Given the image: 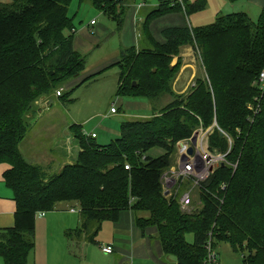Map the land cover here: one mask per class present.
Masks as SVG:
<instances>
[{"label":"trees","instance_id":"trees-1","mask_svg":"<svg viewBox=\"0 0 264 264\" xmlns=\"http://www.w3.org/2000/svg\"><path fill=\"white\" fill-rule=\"evenodd\" d=\"M71 1L0 3V166L7 167L1 178L16 208L14 227L0 230L1 264H28L37 215L63 203L73 204L81 216L79 228L65 235L76 243H94L103 222L131 212L139 228L157 230L164 255L176 264H204L209 239L214 250L226 243L244 253L243 264H264V98L258 107L254 85L264 70V8L256 22L237 13L219 16L209 26L167 28L159 43L148 30L152 21L178 11L189 16L207 3L157 0L145 18L138 48L123 51L114 65L117 94L154 103L149 117L123 122L120 135L103 146L71 126L77 155L47 175L23 158L19 146L29 122L44 108L39 104L49 107L53 92L84 70L72 36H64L66 29L73 31L67 17ZM84 1L107 16L115 1L122 4L79 0ZM187 47L203 76L187 94H176L180 53ZM167 98L171 101L159 108ZM253 108H258L255 115ZM199 131L211 132L209 152L228 154L224 166L195 189L198 204L183 214L178 200L184 183L167 192L163 180L175 166L178 145ZM153 150L162 154L153 158ZM186 236L192 237L190 243Z\"/></svg>","mask_w":264,"mask_h":264},{"label":"rangeland","instance_id":"rangeland-1","mask_svg":"<svg viewBox=\"0 0 264 264\" xmlns=\"http://www.w3.org/2000/svg\"><path fill=\"white\" fill-rule=\"evenodd\" d=\"M225 1L228 4H226ZM116 3L115 1L111 6V9L113 8L111 11L112 16H107L93 7L88 1H71L67 9V17L70 21V28H72L73 31L71 33L69 31L70 29H66L64 31V36H72L73 49L85 62L84 70L79 73L77 77L69 79L60 85V88L57 90L62 91V98H57V92H53V97L51 100H48L50 106L46 107L47 105L43 104V107H46L48 110H46V112L42 110L34 121L31 123L29 122V124H31L30 127L43 128L51 123H54L55 127H71V125L74 124L82 127V131L79 130L82 134L83 132L86 134L95 133L97 136L95 143L103 146L109 144L120 135V127L123 122L139 119L143 120L149 117L151 112L150 107L153 106L154 103L140 97H122L117 94L119 70L114 65L119 62L123 51L132 47L138 48L145 18L153 11L158 2L157 0H122L121 5H117ZM223 3L226 4L228 8L220 12L218 7L220 5L222 7ZM244 3L245 0L236 5L230 4L228 0H211L210 6L206 4L204 10L190 14L189 16H183L181 13L175 12L159 17L149 24L148 30L155 41L163 43L162 31L171 26L172 23L177 22L180 17L186 20V17L190 18L192 15H195L200 17L197 19L198 22L202 24L197 27L209 26L213 24L219 16L245 13L246 7ZM140 5L143 6V9L138 11L137 8ZM219 12L220 14H218ZM260 13L261 11L249 10L247 16L251 21L256 22ZM190 24L192 28H197L193 25V21H190ZM136 42H138L137 45ZM191 55L192 57L190 58L196 62L195 68L197 71V78L202 77L203 70L200 63L193 51ZM189 79L190 71L187 70L178 84V89L182 90ZM256 81L257 79L255 83ZM194 83L195 81H193V84L190 86L191 88ZM191 88H189V90ZM62 99H64V101H62ZM166 101H171V99L167 98L164 100L159 108H161V106L163 107ZM111 109L114 110L116 114H111ZM254 113L255 110L253 108V115ZM210 133L209 131L199 133V152L208 150V137ZM26 159L28 160L27 157ZM43 161L47 163L46 159H43ZM177 161L178 159H176L175 165H177ZM46 173L49 174L48 171H46ZM189 186V183H184L181 186V195L189 190ZM191 197L193 208L198 204L197 190H193ZM72 205L71 203H63L58 205V208L61 206L72 207ZM55 217L57 218L56 221H54L58 226H55L54 229L50 231V229L47 230L43 223L42 232L40 234L38 232L36 233L35 255L37 263L41 259L38 260L37 258L39 251L43 248L46 249L50 241H54V243L65 242L67 238L65 237L66 239L64 241L61 233L62 228L74 230L77 227V219H81L79 213H77L76 216L57 214ZM42 220L44 219L42 218ZM67 240L70 244H74L81 250L79 246L82 243H76V241L71 239ZM186 241L190 243L192 237L186 236ZM245 245L246 243H244V246ZM216 252L218 254V264H243L244 253L233 252L226 243H220L216 248ZM32 253L29 255L28 264H32Z\"/></svg>","mask_w":264,"mask_h":264},{"label":"crops","instance_id":"crops-1","mask_svg":"<svg viewBox=\"0 0 264 264\" xmlns=\"http://www.w3.org/2000/svg\"><path fill=\"white\" fill-rule=\"evenodd\" d=\"M2 1L3 0H0L1 3L6 2V0ZM192 1L193 0H189V2ZM205 1L207 5H211V0ZM242 1L244 0L239 2ZM239 2L237 3L239 4ZM237 3H234V5ZM226 4L223 3L222 7L220 5L218 10L221 12L223 9L228 8ZM244 4L246 7V10L244 9L246 11L244 14L246 15L249 10L261 11L264 8V0H245ZM157 6L158 4L154 8ZM142 9L143 7L138 9V11ZM220 12L218 14H220ZM176 13H181L183 16L185 15L182 11ZM197 18L200 17L192 15L190 18L186 17V20L180 17L177 22L172 23L168 28H183L187 24V26L192 27L190 21H193L195 27L202 25L198 22ZM137 43L138 42H136V45ZM191 52L192 50L189 47L181 50L180 58L182 60V68L173 85V90L176 94H187L193 81L197 78V71L195 68L196 62L190 58L192 57ZM174 62H176V59ZM187 70L190 71V79L186 86L182 90H179L178 84ZM39 105L41 108L43 107V103ZM46 110L48 109L44 107L43 111L46 112ZM71 126L76 125L73 124ZM81 128L82 127H79L80 130ZM71 132V127H55L54 123L43 128L30 127L25 139L19 146L20 153L28 163L40 167L45 173L48 171L49 174L46 173L47 175H53L59 172L65 164L73 162L72 159L77 155L78 148ZM95 139H97V136ZM161 154L162 152L160 150H153L150 156L157 158ZM43 159H46L47 163H45ZM6 169V166H0V230L11 229L15 224V202L13 201L10 190L6 188L1 178ZM77 213L78 211L71 208V206H61L52 213H40L37 215L35 224V248L32 253V264H176L172 257L164 255L157 230L153 227L145 229L139 228L135 223L136 216L131 212L119 214L115 222H103L94 239L95 242L92 244L81 242L82 244H79L81 250L74 244H70L65 238L67 232L75 231L79 228L80 220L76 218L77 227L74 230L67 228H62L61 230L64 241L65 239L66 241L63 243H54V241H50L46 249L43 248L39 251L37 258L38 260L41 259L37 263L35 255L36 233L38 232L40 234L42 232L43 223L47 230L50 229L51 231L55 226H58L55 223L57 218L55 216H57V214L76 216ZM42 218L44 220H42ZM106 246L112 248L111 254H104L101 251V248Z\"/></svg>","mask_w":264,"mask_h":264},{"label":"built area","instance_id":"built-area-1","mask_svg":"<svg viewBox=\"0 0 264 264\" xmlns=\"http://www.w3.org/2000/svg\"><path fill=\"white\" fill-rule=\"evenodd\" d=\"M178 3L182 4V0H177ZM143 6H138L137 9H141ZM92 24V23H91ZM256 90L258 92V97L256 98L257 106L259 107V104L261 100L264 98V70L260 72V74L257 77V81L255 83ZM61 90L57 91L56 97H59L61 95ZM257 110L255 111L254 115L257 113ZM111 114H116L114 110L111 109ZM202 131L197 132L198 138L199 133ZM86 137H91L92 139L96 138V134H86L83 133ZM197 138V141H198ZM196 141V142H197ZM185 143V142H184ZM199 141L197 144L193 145V154L191 156L187 155V150L192 145L190 144H183L181 146L178 145V154H177V165H175L173 168H171L167 174L164 176V185L167 189V192H169L174 186L178 185L179 183H189V190H187L184 194H182L179 197L178 203L180 206V211L183 214H190L192 211V198H191V192L194 189H197L201 185L208 182L210 177L214 174V172L224 166L226 163V156L228 152L224 154H220L218 152L211 153L208 150L200 151L199 152ZM125 170H129L128 166L125 167ZM220 193L224 194L226 192V185L222 184L219 187ZM101 251L104 254H111L112 248L110 246L102 247ZM206 251V259L204 264H218V254L216 250L212 248V241L209 239L207 241V244L205 246Z\"/></svg>","mask_w":264,"mask_h":264},{"label":"water","instance_id":"water-1","mask_svg":"<svg viewBox=\"0 0 264 264\" xmlns=\"http://www.w3.org/2000/svg\"><path fill=\"white\" fill-rule=\"evenodd\" d=\"M220 135H222V133L220 132ZM197 138H198V134L195 133L193 135V137L190 139L189 142H185L183 144L187 145V144H190L192 145L191 147L188 148L187 150V155L191 156L193 154V145H195L196 141H197ZM183 144H180L179 146L183 145ZM167 194V193H166Z\"/></svg>","mask_w":264,"mask_h":264}]
</instances>
